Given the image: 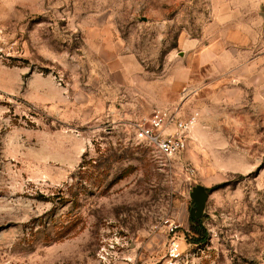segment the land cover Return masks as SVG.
Here are the masks:
<instances>
[{"label":"rangeland","instance_id":"rangeland-1","mask_svg":"<svg viewBox=\"0 0 264 264\" xmlns=\"http://www.w3.org/2000/svg\"><path fill=\"white\" fill-rule=\"evenodd\" d=\"M232 55L264 59V0H0V264H264V74ZM177 106L182 154L135 144Z\"/></svg>","mask_w":264,"mask_h":264},{"label":"built area","instance_id":"built-area-1","mask_svg":"<svg viewBox=\"0 0 264 264\" xmlns=\"http://www.w3.org/2000/svg\"><path fill=\"white\" fill-rule=\"evenodd\" d=\"M198 115L196 111L185 112L179 106L156 108L148 117L133 124L132 140L136 145L151 147L158 157L172 160L187 149ZM176 227L170 223V232ZM171 253L174 257L180 255L179 245L175 242Z\"/></svg>","mask_w":264,"mask_h":264},{"label":"crops","instance_id":"crops-1","mask_svg":"<svg viewBox=\"0 0 264 264\" xmlns=\"http://www.w3.org/2000/svg\"><path fill=\"white\" fill-rule=\"evenodd\" d=\"M232 56L228 58L227 62L224 65L228 66L230 71H235V73L238 75H245L250 77L264 74V59L262 57H255L248 61H244L242 57ZM195 127L191 132V138H193V132L194 136H196L197 133L200 132L199 129L195 130Z\"/></svg>","mask_w":264,"mask_h":264},{"label":"water","instance_id":"water-1","mask_svg":"<svg viewBox=\"0 0 264 264\" xmlns=\"http://www.w3.org/2000/svg\"><path fill=\"white\" fill-rule=\"evenodd\" d=\"M209 191L203 185H197L193 188L191 193V199L196 203V210L192 211L191 217L199 219L202 216L205 202L208 198Z\"/></svg>","mask_w":264,"mask_h":264},{"label":"trees","instance_id":"trees-1","mask_svg":"<svg viewBox=\"0 0 264 264\" xmlns=\"http://www.w3.org/2000/svg\"><path fill=\"white\" fill-rule=\"evenodd\" d=\"M193 219V223H192V226H193V229L195 232H199L200 235L204 236L205 232H203V227L201 225V223L198 221L199 219Z\"/></svg>","mask_w":264,"mask_h":264}]
</instances>
